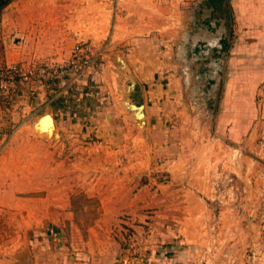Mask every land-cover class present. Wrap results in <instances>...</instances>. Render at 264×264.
<instances>
[{"label":"rangeland","instance_id":"374dc122","mask_svg":"<svg viewBox=\"0 0 264 264\" xmlns=\"http://www.w3.org/2000/svg\"><path fill=\"white\" fill-rule=\"evenodd\" d=\"M43 259L264 264V0L0 6V264Z\"/></svg>","mask_w":264,"mask_h":264},{"label":"bare ground","instance_id":"6f19581e","mask_svg":"<svg viewBox=\"0 0 264 264\" xmlns=\"http://www.w3.org/2000/svg\"><path fill=\"white\" fill-rule=\"evenodd\" d=\"M123 67V66H122ZM117 69V68H116ZM124 78V77H123ZM124 91V90H123ZM123 101V100H122ZM125 103V102H124ZM123 106V105H122ZM140 107V106H139ZM128 111V110H127ZM130 111V110H129ZM140 111H138L139 113ZM138 113H135L138 114ZM142 115V114H141ZM43 117V116H41ZM138 118V117H137ZM142 118V117H141ZM138 120V119H137ZM139 121V120H138ZM53 119L50 114L45 115L40 122L37 123L36 129L40 132H49V134L52 132L53 129Z\"/></svg>","mask_w":264,"mask_h":264},{"label":"built area","instance_id":"2783aa9c","mask_svg":"<svg viewBox=\"0 0 264 264\" xmlns=\"http://www.w3.org/2000/svg\"><path fill=\"white\" fill-rule=\"evenodd\" d=\"M11 1L12 0H0V6L5 5L7 3H10ZM86 50H88V49H86ZM81 51H82V49H81ZM63 72H66V69L64 67L62 68V73Z\"/></svg>","mask_w":264,"mask_h":264},{"label":"crops","instance_id":"0c3cea01","mask_svg":"<svg viewBox=\"0 0 264 264\" xmlns=\"http://www.w3.org/2000/svg\"><path fill=\"white\" fill-rule=\"evenodd\" d=\"M230 127H232V126L230 125ZM38 243H40V242H38ZM38 249H39V252H40V246L38 247ZM37 264H51V263H47L43 259V262L42 263L40 262V260H38ZM65 264H67V263H65Z\"/></svg>","mask_w":264,"mask_h":264}]
</instances>
